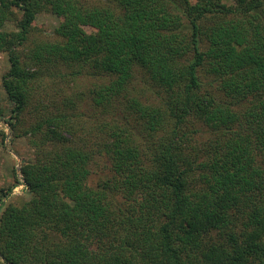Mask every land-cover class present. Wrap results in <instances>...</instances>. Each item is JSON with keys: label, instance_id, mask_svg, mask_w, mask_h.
<instances>
[{"label": "trees", "instance_id": "16d2710c", "mask_svg": "<svg viewBox=\"0 0 264 264\" xmlns=\"http://www.w3.org/2000/svg\"><path fill=\"white\" fill-rule=\"evenodd\" d=\"M1 55L0 264H264V0H0Z\"/></svg>", "mask_w": 264, "mask_h": 264}, {"label": "rangeland", "instance_id": "374dc122", "mask_svg": "<svg viewBox=\"0 0 264 264\" xmlns=\"http://www.w3.org/2000/svg\"><path fill=\"white\" fill-rule=\"evenodd\" d=\"M231 4L233 0H226ZM59 19L49 13L39 15L37 22L34 26L32 40H50L55 38V30L59 27ZM9 30L14 29L12 25L7 27ZM31 45V43L29 44ZM10 63L5 55L0 56V109L5 111L6 118L11 115L12 105L8 101L7 95L3 89V77L9 72ZM88 81V80H85ZM89 83V82H87ZM153 94L145 95V98H151ZM2 128L7 130L9 139L7 145L4 147L0 145V191L12 188L16 179L14 178V171L18 173V180H21V185H16L12 190V197L14 199L29 200L30 194L28 188L24 185L21 168L23 161H28L34 158L35 151L32 149L26 138L19 139L15 142L12 140L11 132L5 123L1 124ZM107 162L105 159H97L92 165L93 175L91 183L96 184L100 179L108 174Z\"/></svg>", "mask_w": 264, "mask_h": 264}]
</instances>
